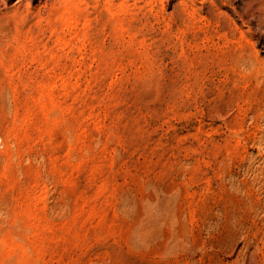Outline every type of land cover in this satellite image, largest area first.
I'll use <instances>...</instances> for the list:
<instances>
[{"label": "rangeland", "instance_id": "obj_1", "mask_svg": "<svg viewBox=\"0 0 264 264\" xmlns=\"http://www.w3.org/2000/svg\"><path fill=\"white\" fill-rule=\"evenodd\" d=\"M0 264H264V0H0Z\"/></svg>", "mask_w": 264, "mask_h": 264}, {"label": "bare ground", "instance_id": "obj_2", "mask_svg": "<svg viewBox=\"0 0 264 264\" xmlns=\"http://www.w3.org/2000/svg\"><path fill=\"white\" fill-rule=\"evenodd\" d=\"M3 31L0 29V36H4V34L2 33ZM0 44H2L1 43V38H0ZM0 56H3V53H0Z\"/></svg>", "mask_w": 264, "mask_h": 264}]
</instances>
